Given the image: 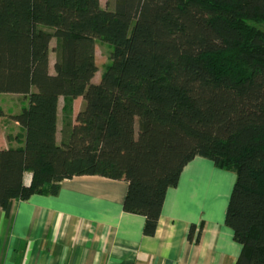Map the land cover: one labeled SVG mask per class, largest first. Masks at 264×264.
Wrapping results in <instances>:
<instances>
[{
	"label": "trees",
	"instance_id": "obj_1",
	"mask_svg": "<svg viewBox=\"0 0 264 264\" xmlns=\"http://www.w3.org/2000/svg\"><path fill=\"white\" fill-rule=\"evenodd\" d=\"M98 40L111 51L93 82ZM0 93L27 99L8 116L19 145L0 149L5 213L98 175L127 183L122 208L153 235L166 191L199 156L235 174L234 264H264V0H0Z\"/></svg>",
	"mask_w": 264,
	"mask_h": 264
},
{
	"label": "crops",
	"instance_id": "obj_2",
	"mask_svg": "<svg viewBox=\"0 0 264 264\" xmlns=\"http://www.w3.org/2000/svg\"><path fill=\"white\" fill-rule=\"evenodd\" d=\"M82 105V96L73 100V117ZM62 106L60 96L57 142ZM21 131L17 122L1 116L0 149L19 145L15 137ZM234 181L233 172L194 157L183 167L177 185L166 191L154 234L145 235V217L122 208L124 180L74 176L61 182L56 195L13 201L8 213L0 207V264H234L241 245L224 223Z\"/></svg>",
	"mask_w": 264,
	"mask_h": 264
},
{
	"label": "rangeland",
	"instance_id": "obj_3",
	"mask_svg": "<svg viewBox=\"0 0 264 264\" xmlns=\"http://www.w3.org/2000/svg\"><path fill=\"white\" fill-rule=\"evenodd\" d=\"M107 0H100V4L105 7ZM109 51H111V45L104 42V41H96L95 43V60L97 64V72L95 75L94 81H98V77L103 70L105 64L109 60ZM49 68L51 69L52 62H53V55L50 53L49 55ZM93 81V82H94ZM27 105V99L22 97H14L11 94H0V110L3 112V116H9L8 114H5L6 112H19L24 106ZM19 106V107H18ZM2 129H9L5 127L4 124H2ZM5 135V133H4ZM3 133L1 134V137H5ZM30 180V174L25 173L24 174V180Z\"/></svg>",
	"mask_w": 264,
	"mask_h": 264
},
{
	"label": "built area",
	"instance_id": "obj_4",
	"mask_svg": "<svg viewBox=\"0 0 264 264\" xmlns=\"http://www.w3.org/2000/svg\"><path fill=\"white\" fill-rule=\"evenodd\" d=\"M27 183H29V181Z\"/></svg>",
	"mask_w": 264,
	"mask_h": 264
}]
</instances>
